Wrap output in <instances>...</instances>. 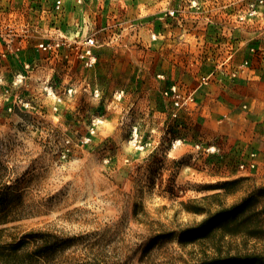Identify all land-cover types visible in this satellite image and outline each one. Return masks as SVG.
Returning a JSON list of instances; mask_svg holds the SVG:
<instances>
[{
	"label": "rangeland",
	"instance_id": "rangeland-1",
	"mask_svg": "<svg viewBox=\"0 0 264 264\" xmlns=\"http://www.w3.org/2000/svg\"><path fill=\"white\" fill-rule=\"evenodd\" d=\"M56 1L0 0V264H194L179 232L264 185V7Z\"/></svg>",
	"mask_w": 264,
	"mask_h": 264
},
{
	"label": "trees",
	"instance_id": "trees-1",
	"mask_svg": "<svg viewBox=\"0 0 264 264\" xmlns=\"http://www.w3.org/2000/svg\"><path fill=\"white\" fill-rule=\"evenodd\" d=\"M242 180H225L218 188L236 192ZM3 199L0 193V205ZM192 211L206 212L199 207ZM177 240L181 246L198 248L194 264H264V185L230 205L207 212L200 222L183 228Z\"/></svg>",
	"mask_w": 264,
	"mask_h": 264
},
{
	"label": "built area",
	"instance_id": "built-area-1",
	"mask_svg": "<svg viewBox=\"0 0 264 264\" xmlns=\"http://www.w3.org/2000/svg\"><path fill=\"white\" fill-rule=\"evenodd\" d=\"M57 6L59 7L61 5V0H57ZM258 7H264V0H250L248 3V13L249 15H254L257 13ZM244 18V16H241ZM43 45V44H42ZM98 46V41L93 36H87L83 41L82 45L78 50V57L80 61L82 62L83 66L86 68H93L97 63L98 54L96 52V47ZM247 62V61H246ZM174 92V104L176 106H180L183 103L180 102V94L177 93V90L175 87H173ZM192 92L190 90H187L182 98L190 99L192 98ZM186 102V101H185ZM187 103V102H186ZM256 153L250 154V159L248 161H242L239 166L241 169L245 170H253L257 166V162L255 159Z\"/></svg>",
	"mask_w": 264,
	"mask_h": 264
}]
</instances>
